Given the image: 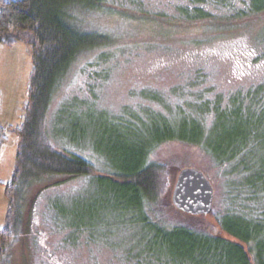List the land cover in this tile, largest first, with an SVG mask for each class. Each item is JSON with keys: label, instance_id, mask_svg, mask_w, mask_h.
<instances>
[{"label": "trees", "instance_id": "16d2710c", "mask_svg": "<svg viewBox=\"0 0 264 264\" xmlns=\"http://www.w3.org/2000/svg\"><path fill=\"white\" fill-rule=\"evenodd\" d=\"M232 3L173 0L169 9L146 16L138 8L130 14L119 11L135 6L137 0H0V44L10 46L14 34L22 33L30 34L33 41L28 102L16 131L15 169L4 190L7 214L0 230V264H12L11 251L24 233L23 207L33 184L91 175L105 184L109 216L102 221L94 211L86 212L90 225L84 229L93 243L94 231L112 229L102 245L120 264H264V84L226 95H211L209 88L194 93L190 88L201 81L197 73L198 81L190 88L180 87L171 107L172 95L162 92L159 99H147L144 110L151 116L154 134L139 143L130 164L109 173L97 172L82 157L58 150L46 127L57 90L74 63L90 52L97 53V61L119 53L107 32L81 30L80 15L120 14L152 22L162 34L154 37L161 41L177 34L176 26L214 23L213 9L227 10L230 21L264 11V0H238L237 11ZM170 142L198 147L220 167L219 212L191 216L173 207L170 195L179 170L171 176L164 164L148 161L155 148ZM71 219L72 214L66 215V222Z\"/></svg>", "mask_w": 264, "mask_h": 264}, {"label": "rangeland", "instance_id": "374dc122", "mask_svg": "<svg viewBox=\"0 0 264 264\" xmlns=\"http://www.w3.org/2000/svg\"><path fill=\"white\" fill-rule=\"evenodd\" d=\"M172 1L137 0L135 6L119 11L130 14L138 8L150 16L169 9ZM231 1L237 11L238 0ZM213 10L217 14L214 23L176 26L178 33L161 41L154 37L162 34L152 22L120 14L80 15L77 26L81 30L107 32L119 53L97 61V53L90 52L74 63L46 118L50 142L57 149L82 157L95 171L109 173L130 164L139 143L154 134L151 116L144 110L147 99H159L163 92L172 95L171 107L180 87L198 80L199 86H188L190 91L209 88L211 95L264 84V11L230 21L227 10ZM13 37L12 45L0 44V230L5 227L4 190L15 169L16 131L27 106L32 72L31 35ZM130 117L141 125L127 121ZM148 161L164 164L170 175L181 169L201 172L213 188L212 210L220 211V167L200 148L170 142L155 148ZM56 179L36 182L26 194L24 233L11 251L12 264H120L113 251L102 245H106L103 238L112 229L107 226L92 232L94 243L84 229L90 225L86 212L94 211L102 221L109 216L105 184L97 182L94 175L62 183ZM69 214L72 219L66 222Z\"/></svg>", "mask_w": 264, "mask_h": 264}, {"label": "water", "instance_id": "95a60500", "mask_svg": "<svg viewBox=\"0 0 264 264\" xmlns=\"http://www.w3.org/2000/svg\"><path fill=\"white\" fill-rule=\"evenodd\" d=\"M213 188L207 178L194 169L177 172L171 191L173 207L187 215H207L213 206Z\"/></svg>", "mask_w": 264, "mask_h": 264}]
</instances>
